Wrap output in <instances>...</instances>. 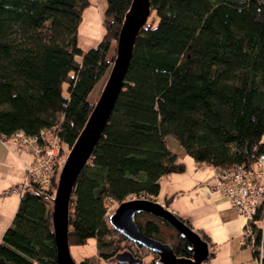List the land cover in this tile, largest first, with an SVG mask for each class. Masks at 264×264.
Here are the masks:
<instances>
[{"label": "trees", "instance_id": "1", "mask_svg": "<svg viewBox=\"0 0 264 264\" xmlns=\"http://www.w3.org/2000/svg\"><path fill=\"white\" fill-rule=\"evenodd\" d=\"M129 2L105 0L100 36L84 49L76 31L90 0H0V138L54 126L65 153L92 106L88 92L110 66ZM149 3L150 20L138 31L121 88L70 196L69 247L92 237L105 264L124 247L132 251L130 244L142 248L108 223L107 203L140 193L154 199L160 176L184 169L166 136L194 161L219 169L250 170L264 149V0ZM57 172L43 193L51 194ZM134 219L141 232L190 255L188 241L163 219L144 211ZM250 224L245 245L264 264L262 207ZM55 252L50 201L21 189L0 240V264H59ZM78 263L90 264L89 256Z\"/></svg>", "mask_w": 264, "mask_h": 264}, {"label": "water", "instance_id": "2", "mask_svg": "<svg viewBox=\"0 0 264 264\" xmlns=\"http://www.w3.org/2000/svg\"><path fill=\"white\" fill-rule=\"evenodd\" d=\"M151 6L149 0H130L121 18L115 39L114 54L101 89L76 136L67 147L59 166L53 193L48 195L31 184H20L0 193L31 187L50 201V221L54 237L56 260L59 264H79L69 251L68 227L70 196L75 178L88 160L107 119L127 68L138 31L145 23ZM144 211L170 224L181 238L188 241L189 256L174 253L172 246L141 232L135 222V214ZM108 223L128 241L153 253V264H202L209 257V243L200 233L180 219L165 203L149 197H127L119 201L107 214ZM109 261L116 264H141V258L127 248L117 251Z\"/></svg>", "mask_w": 264, "mask_h": 264}, {"label": "crops", "instance_id": "3", "mask_svg": "<svg viewBox=\"0 0 264 264\" xmlns=\"http://www.w3.org/2000/svg\"><path fill=\"white\" fill-rule=\"evenodd\" d=\"M100 33L101 31L99 36ZM171 143L173 144L172 141ZM27 153L8 139L5 142L0 140V164H5L12 173L0 177V193L8 188L16 187V174L21 175L22 166H25L28 162L22 158ZM29 159H31V156H29ZM200 165L202 166V164L194 165L189 172L190 169L185 167L184 164L182 171L170 172L160 176L158 181L159 191H162V200L158 202L164 203V196L172 194L165 203L167 207L177 215L187 219L193 229H198L208 236L211 242L209 247L213 251V255L204 264H259V260L252 256L249 245L245 246L240 241L241 226L243 228L244 224L241 216L231 206L225 195L216 191H209V185L214 181V167L204 162L205 167L212 168L208 178L203 171L197 172L198 168L201 167ZM202 176L206 178L205 183L196 185L197 182H200L199 178ZM198 186L201 187L198 196L186 194V192H192L194 187ZM186 188H189V191ZM3 217L5 218L3 215V202H1L0 232L8 222Z\"/></svg>", "mask_w": 264, "mask_h": 264}, {"label": "built area", "instance_id": "4", "mask_svg": "<svg viewBox=\"0 0 264 264\" xmlns=\"http://www.w3.org/2000/svg\"><path fill=\"white\" fill-rule=\"evenodd\" d=\"M1 138L5 140L3 135ZM8 138L31 154V159L25 166L26 184H35L42 190L47 189L54 169H59L64 157L54 126L42 127L36 134L31 135L18 129ZM209 191L225 195L236 212L245 216L240 241L246 244L251 237L250 222L254 212L259 207L264 210V149L258 154L250 170L242 164L228 169L214 168V181L209 185ZM137 197L144 196L140 193ZM108 264L116 263L112 261Z\"/></svg>", "mask_w": 264, "mask_h": 264}, {"label": "rangeland", "instance_id": "5", "mask_svg": "<svg viewBox=\"0 0 264 264\" xmlns=\"http://www.w3.org/2000/svg\"><path fill=\"white\" fill-rule=\"evenodd\" d=\"M105 7V0H90V3L88 5H86L82 11H81V17L79 20V23L77 25V44L79 45V47L81 48H88L92 45H94L96 43L97 38L99 37V32L102 29L101 23H100V18H101V14L102 11ZM150 20V15L147 17L146 19V23L149 22ZM114 47H115V40H114V45H111L109 53L114 54ZM107 71L101 76V78H99L97 80V82L91 87L90 91L88 92L89 97L88 99L93 102L96 98V96L98 95V92L101 89L102 83L105 79ZM87 94V95H88ZM11 135V134H10ZM10 140L11 142H13L11 139L6 138L3 142H5L6 140ZM2 140V139H0ZM166 140H171L173 142V144L171 143V141L167 144L169 145L170 148L173 149V151H175V153L178 155V157L184 162L185 167H188L191 171V168L194 165H198V164H202L201 167L198 168L197 172L203 171L204 175H207L209 178V175L211 173V167H205L204 162H198V161H194L188 154H186L182 148H180L176 142L174 141L172 136H166ZM18 146V145H16ZM18 148H20L18 146ZM67 149V148H66ZM65 149V151H66ZM30 153V152H29ZM65 154V153H64ZM31 155V154H30ZM28 153L27 155H23V159L26 160V165L29 163V156ZM25 165V166H26ZM25 166H22V173L20 174H16L17 175V180H16V184H26L25 180ZM4 174H12L9 169L7 168V166L5 164H0V177ZM196 174V173H195ZM198 174V173H197ZM204 179V180H203ZM206 178H204V176L199 178L200 182H197L196 185H198L199 183H205ZM213 179V176H212ZM203 180V181H202ZM56 181V179H55ZM213 181V180H212ZM55 186V185H54ZM50 186L48 185V188ZM201 187H194V190L191 192L189 191V188H186L187 191L186 194H190V195H199L201 192ZM41 191H43L42 189H39ZM54 187L52 188V192L53 193ZM161 195H162V191L158 190V193L153 197L156 201H160L161 199ZM18 196H19V192L18 191H12L9 192L5 195L0 196V203L3 202V215L5 216V218L3 217V219H7V225H9L10 219L13 215V212L15 210L17 201H18ZM130 197V195L128 196ZM116 204L113 202H108L107 203V207L106 209L108 210V212H110L112 210V208L115 206ZM242 218V223H244L245 221V216L239 214ZM6 226H3V229L0 232V240L1 237L3 235V231L6 228ZM241 232H243V228L241 226ZM130 241H127L126 243H128ZM132 252L134 254H138L141 258V264H149V262H151L152 260H154L155 258V253L146 250L145 248H138L136 249L134 247V245L130 244L129 245ZM126 248V247H124ZM128 249V248H127ZM69 251H70V255L71 257L79 262L80 258H82L83 256H89V260H90V264H105L106 261H101L100 259H98V257L95 255V246H94V239L92 237H89L86 239V241L83 244H79V245H71L69 247Z\"/></svg>", "mask_w": 264, "mask_h": 264}, {"label": "bare ground", "instance_id": "6", "mask_svg": "<svg viewBox=\"0 0 264 264\" xmlns=\"http://www.w3.org/2000/svg\"><path fill=\"white\" fill-rule=\"evenodd\" d=\"M90 101V100H89ZM91 102V101H90ZM246 246V245H245Z\"/></svg>", "mask_w": 264, "mask_h": 264}]
</instances>
